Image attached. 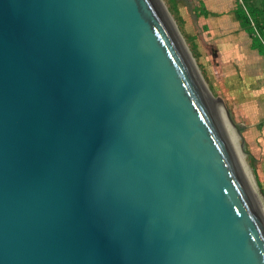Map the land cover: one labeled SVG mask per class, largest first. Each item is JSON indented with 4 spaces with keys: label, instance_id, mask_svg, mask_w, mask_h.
<instances>
[{
    "label": "water",
    "instance_id": "obj_1",
    "mask_svg": "<svg viewBox=\"0 0 264 264\" xmlns=\"http://www.w3.org/2000/svg\"><path fill=\"white\" fill-rule=\"evenodd\" d=\"M220 106L160 0H0V264H264Z\"/></svg>",
    "mask_w": 264,
    "mask_h": 264
},
{
    "label": "rangeland",
    "instance_id": "obj_2",
    "mask_svg": "<svg viewBox=\"0 0 264 264\" xmlns=\"http://www.w3.org/2000/svg\"><path fill=\"white\" fill-rule=\"evenodd\" d=\"M223 1H228V5L226 3L221 7ZM160 2L209 94L215 101L220 102L224 112L228 113L234 123L235 130L239 132L238 140L241 146L236 141L235 146L240 151L242 148L244 156L240 154V158L246 167L245 171L247 169L253 178L264 214V183L258 173L263 170L262 174H264V148L261 144V139L264 137V119L259 120L258 123H251L249 119L254 114L258 117L264 115L263 0L212 1L214 3L212 9L222 13L223 18L229 17L238 21L242 33L247 34H243L246 48H241V57L250 59L258 56L263 59L259 80L250 74L245 75L239 64L227 63L229 53L233 57L238 53L233 49H229V53H226L223 48L216 46L217 40L220 39L219 34L209 28L211 19H208V12L199 0H160ZM255 81L256 83L259 81L258 89L250 87Z\"/></svg>",
    "mask_w": 264,
    "mask_h": 264
},
{
    "label": "crops",
    "instance_id": "obj_3",
    "mask_svg": "<svg viewBox=\"0 0 264 264\" xmlns=\"http://www.w3.org/2000/svg\"><path fill=\"white\" fill-rule=\"evenodd\" d=\"M212 1L218 2L221 0H199V2L203 4L204 8L208 12V19H211V22L209 24V28L211 30L215 31L217 34H219L220 39L217 40L216 46L223 48L226 53H229V49H233L234 51H236V53H238V55H235V57H233L229 53V55H228L229 58L227 56V60H226L227 63L239 64L240 67L242 66V70L244 71L245 75L250 74L254 78L256 77L257 80H259L258 79L260 77L259 76V70H260V66L263 62V59L258 57V56L254 57V58H250V59L244 58L243 56L241 57V55H240L241 48L242 47L246 48V42L243 39V36H245L247 34L242 33L243 30L240 27L238 21H236L235 19L232 20V18H229V17H228V19L223 18L222 13H219L215 9H212V7L214 6V3ZM223 3H224L223 5L222 4L220 5L221 7H223L226 3L228 5V1L227 2L223 1ZM236 33H239V34H236ZM235 34L237 35L236 37L234 36ZM243 34H245V35H243ZM241 39H243V40L240 41ZM243 42H244V44H243ZM244 77L245 76H243V78ZM244 81L246 82L247 80L245 79ZM258 85H259V81L257 83L255 81L253 86H250V87L253 89H258L257 88ZM257 109H260V108L257 107ZM249 119H250L251 123H255V122L258 123L259 120L264 119V115L263 116L260 115L258 117V115L254 114V115L250 116ZM261 144L264 148V137L261 139ZM263 157H264V154H263ZM262 171H259L258 173H259V177H260L261 181L264 183V174H262Z\"/></svg>",
    "mask_w": 264,
    "mask_h": 264
},
{
    "label": "bare ground",
    "instance_id": "obj_4",
    "mask_svg": "<svg viewBox=\"0 0 264 264\" xmlns=\"http://www.w3.org/2000/svg\"><path fill=\"white\" fill-rule=\"evenodd\" d=\"M219 112L221 114V119L224 123V127L227 131V134L229 136V139H230V142H231V146H232V149L234 151V154L237 158V161L239 163V166H240V169H241V172L243 174V176L245 177V180L246 182L248 183V186H249V189L253 195V198L257 204V207L259 209V211H261V213L263 214V211H262V208H261V205H260V201H259V195L257 193V190H256V187L254 185V182H253V178L250 174L249 171H245V166L244 164L242 163V160L240 158V154L244 156L243 154V151H242V148H241V151L239 149H237V147L235 146V141L241 146L240 142H239V138L237 136V134L235 133V131H233V129L228 125L227 121L225 120V117H224V113H223V110L221 109V107L219 108ZM263 217H264V214H263Z\"/></svg>",
    "mask_w": 264,
    "mask_h": 264
},
{
    "label": "trees",
    "instance_id": "obj_5",
    "mask_svg": "<svg viewBox=\"0 0 264 264\" xmlns=\"http://www.w3.org/2000/svg\"><path fill=\"white\" fill-rule=\"evenodd\" d=\"M263 5H264V0H263ZM263 12H264V9H263Z\"/></svg>",
    "mask_w": 264,
    "mask_h": 264
}]
</instances>
